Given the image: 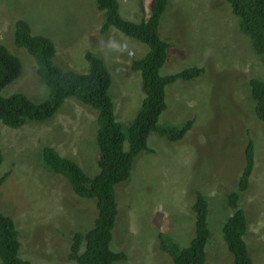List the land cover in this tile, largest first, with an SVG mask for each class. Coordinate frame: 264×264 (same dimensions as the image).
<instances>
[{"label":"rangeland","instance_id":"obj_1","mask_svg":"<svg viewBox=\"0 0 264 264\" xmlns=\"http://www.w3.org/2000/svg\"><path fill=\"white\" fill-rule=\"evenodd\" d=\"M151 1L119 0L120 12L141 21L148 18ZM169 4L162 33L172 46L162 74L193 65L204 71L194 80L178 79L167 85V107L159 123L181 125L194 120L176 142L151 133L148 144L155 152L141 153L129 182L117 186L119 213L111 247L125 251L129 258L114 264H174L159 247V233L171 235L181 246L190 244L195 236L192 204L197 189L210 201L207 264L233 263L222 234L224 221L233 213L225 194L235 187L244 167L247 129L255 140L256 164L242 196L249 222L245 239L254 264H264V123L254 114L249 84L252 77L264 80V62L227 0H170ZM18 19L27 20L33 33L54 40V60L62 68L86 72L85 53L91 50L100 56L111 70L117 120L125 126L132 122L145 93L141 72L131 69V58L121 57L141 58L147 44L113 26L102 32L105 16L96 0H0V41L23 64L22 75L3 88L5 96L23 91L41 101L49 94V88L45 85V91L39 83L33 56L14 42ZM89 107L70 97L48 120H28L19 128L0 120L4 155L0 178L11 172L0 188V209L14 218L21 254L33 264H79L67 256L71 237L93 225L92 200L71 195L66 178L49 171L39 157L48 144L78 161L89 175L97 174L98 112Z\"/></svg>","mask_w":264,"mask_h":264},{"label":"trees","instance_id":"obj_2","mask_svg":"<svg viewBox=\"0 0 264 264\" xmlns=\"http://www.w3.org/2000/svg\"><path fill=\"white\" fill-rule=\"evenodd\" d=\"M237 17L241 31L248 35L255 52L264 62V0H227ZM99 10L104 11L101 27L106 32L111 26L127 36L148 45L141 58L132 60V70L140 71L145 93L142 105L132 122L125 126L117 120L115 103L110 94L112 75L104 60L91 50L85 53L89 70L78 72L65 69L55 63L56 44L53 39L33 33L30 23L18 19L15 23L14 42L25 48L34 58L39 83L49 88V94L41 101L32 99L23 91L3 95L5 86L16 80L23 71L21 59L0 41V120L11 126L21 127L28 120L44 121L52 118L67 98H75L97 110V145L100 157L99 172L89 175L78 161L63 156L51 145L44 144L40 153L43 165L51 172L66 178L71 195L92 200L96 207L93 225L85 231H76L71 237L68 258L79 264H114L127 260L125 251L111 247L113 229L119 213L117 186L129 182L138 156L143 152L154 153L149 146L151 133L165 136L170 141L182 139L192 128L193 120L183 124L159 123L167 107L166 87L178 79L193 80L204 71L200 66H189L178 72L164 75L161 68L166 63L171 43L163 37L164 22L170 0H152L150 15L141 21L125 18L120 12L119 0H96ZM252 105L257 119L264 123V80L252 77L249 81ZM45 96V95H44ZM1 133V132H0ZM128 140V148L125 141ZM4 155L0 146V165ZM244 167L235 187L227 194L228 206L233 213L222 225L223 240L233 255L232 264H254L245 235L248 218L242 207V194L251 185L255 169V140L246 130ZM7 171L0 179V188L10 178ZM210 201L197 189L192 208L195 212V236L187 246H181L166 233H159L160 249L167 252L174 264H207V243L211 237L208 224ZM20 233L12 215L0 209V259L3 264H33L20 252Z\"/></svg>","mask_w":264,"mask_h":264},{"label":"clouds","instance_id":"obj_3","mask_svg":"<svg viewBox=\"0 0 264 264\" xmlns=\"http://www.w3.org/2000/svg\"><path fill=\"white\" fill-rule=\"evenodd\" d=\"M150 15V14H149ZM149 17V16H148ZM116 28V27H115ZM133 53V52H132ZM134 54V53H133ZM133 56H135V54L134 55H130V57H128V56H126V55H123L122 57H121V59L123 60V59H127L128 61H130V58H131V60H133V59H135V58H133ZM169 56V55H168ZM168 59V58H167ZM121 60V61H122ZM56 63V62H55ZM122 63L124 64V66H128L129 67V65L127 64V63H125V62H123L122 61ZM57 64V63H56ZM131 64H132V61H131ZM58 65V64H57ZM107 66V65H106ZM193 66H196V65H193ZM61 67V66H60ZM189 67V66H188ZM109 69V68H108ZM132 69V68H131ZM183 69V68H182ZM110 71V70H109ZM134 71H136V70H134ZM178 72V71H177ZM171 74V73H170ZM22 75V74H21ZM20 75V76H21ZM112 75V74H111ZM184 80V79H183ZM194 80V79H193ZM167 90V89H166ZM29 96V95H28ZM89 108H91V107H89ZM92 109V108H91ZM94 110V109H93ZM57 113V112H56ZM23 126V125H22ZM15 128H19V127H15ZM97 134V133H96ZM0 137H1V133H0ZM1 146V145H0ZM42 150V149H41ZM154 150V149H153ZM154 152H155V150H154ZM62 155V154H61ZM39 157H40V154H39ZM42 163V162H41ZM4 176V175H3ZM2 176V177H3ZM1 177V178H2ZM0 178V179H1ZM246 192V191H245ZM244 193V192H243ZM227 194H228V192L225 194V197L227 198ZM242 196H243V194H242ZM208 197V196H207ZM195 200V199H194ZM241 204H242V201H241ZM37 215H39L38 213H36V215H34V216H37ZM16 223V222H15ZM17 226V225H16ZM18 228V227H17ZM19 230V229H18ZM20 233V232H19ZM21 241V240H20ZM20 252H21V248H20ZM22 255V254H21ZM23 256V255H22ZM24 257V256H23ZM24 258H26V257H24ZM128 258H129V256H128ZM127 258V259H128ZM28 259V258H27Z\"/></svg>","mask_w":264,"mask_h":264},{"label":"bare ground","instance_id":"obj_4","mask_svg":"<svg viewBox=\"0 0 264 264\" xmlns=\"http://www.w3.org/2000/svg\"><path fill=\"white\" fill-rule=\"evenodd\" d=\"M111 71V70H110ZM261 78V77H260Z\"/></svg>","mask_w":264,"mask_h":264}]
</instances>
